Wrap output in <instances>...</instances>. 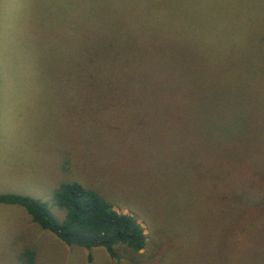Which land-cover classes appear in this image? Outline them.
I'll return each mask as SVG.
<instances>
[{
    "label": "rangeland",
    "instance_id": "374dc122",
    "mask_svg": "<svg viewBox=\"0 0 264 264\" xmlns=\"http://www.w3.org/2000/svg\"><path fill=\"white\" fill-rule=\"evenodd\" d=\"M62 182L145 246L68 245L0 203V264H264V0H0V193L60 221Z\"/></svg>",
    "mask_w": 264,
    "mask_h": 264
},
{
    "label": "trees",
    "instance_id": "16d2710c",
    "mask_svg": "<svg viewBox=\"0 0 264 264\" xmlns=\"http://www.w3.org/2000/svg\"><path fill=\"white\" fill-rule=\"evenodd\" d=\"M161 23L167 25L168 20ZM52 200L64 210L60 221L45 201L15 192L0 193V203L24 207L35 223L68 245L103 247L111 257H116V246L124 245L138 252L146 244L144 229L136 217L115 210L91 188L78 182H62Z\"/></svg>",
    "mask_w": 264,
    "mask_h": 264
}]
</instances>
